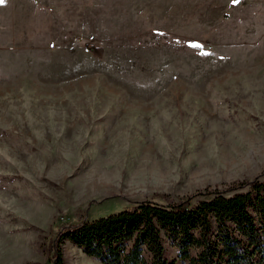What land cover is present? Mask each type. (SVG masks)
<instances>
[{"label":"rangeland","instance_id":"374dc122","mask_svg":"<svg viewBox=\"0 0 264 264\" xmlns=\"http://www.w3.org/2000/svg\"><path fill=\"white\" fill-rule=\"evenodd\" d=\"M263 171L264 0L0 3V264H51L66 222Z\"/></svg>","mask_w":264,"mask_h":264},{"label":"trees","instance_id":"16d2710c","mask_svg":"<svg viewBox=\"0 0 264 264\" xmlns=\"http://www.w3.org/2000/svg\"><path fill=\"white\" fill-rule=\"evenodd\" d=\"M166 240L177 249L173 257ZM66 241L103 264H264V171L223 190L136 201L105 217L66 222L52 238L51 264H65Z\"/></svg>","mask_w":264,"mask_h":264},{"label":"snow or ice","instance_id":"6c2138e0","mask_svg":"<svg viewBox=\"0 0 264 264\" xmlns=\"http://www.w3.org/2000/svg\"><path fill=\"white\" fill-rule=\"evenodd\" d=\"M4 2V0H0V3H3Z\"/></svg>","mask_w":264,"mask_h":264}]
</instances>
